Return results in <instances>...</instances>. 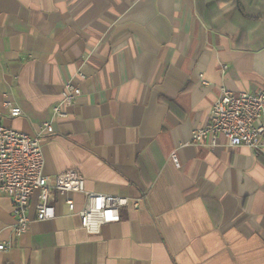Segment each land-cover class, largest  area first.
Returning a JSON list of instances; mask_svg holds the SVG:
<instances>
[{
    "label": "crops",
    "instance_id": "0c3cea01",
    "mask_svg": "<svg viewBox=\"0 0 264 264\" xmlns=\"http://www.w3.org/2000/svg\"><path fill=\"white\" fill-rule=\"evenodd\" d=\"M66 81L81 94L52 118ZM221 87L264 91V0H0V124L50 121L45 174L139 203L89 234L82 193L37 221L36 190L14 239L0 194V264H264V150L191 142Z\"/></svg>",
    "mask_w": 264,
    "mask_h": 264
},
{
    "label": "built area",
    "instance_id": "2783aa9c",
    "mask_svg": "<svg viewBox=\"0 0 264 264\" xmlns=\"http://www.w3.org/2000/svg\"><path fill=\"white\" fill-rule=\"evenodd\" d=\"M80 94L78 86L66 81L59 101L51 107L52 118L65 117L66 113L61 107L70 106ZM6 106L9 117L22 114L20 107L8 103ZM52 131L50 121L42 123L32 134L0 124V194L11 201L14 239L28 228L29 201L36 190L37 221L55 217L54 207L49 203L53 192L60 196L71 192L82 193L85 203L76 213L89 234H97L103 225L119 221V210L122 207L132 205L136 208L139 205L138 200L130 201L120 195L86 191L84 179L75 169L57 173L53 177L45 174L42 144L45 136ZM220 137H224L230 147L243 146L255 154L264 150L263 90L234 94L225 87L220 88L219 95L210 107L208 121L192 131L191 142L215 146ZM170 156L178 167L176 153L172 152ZM64 203L69 212L74 211L72 198H64ZM11 247L12 242L0 243V250Z\"/></svg>",
    "mask_w": 264,
    "mask_h": 264
}]
</instances>
